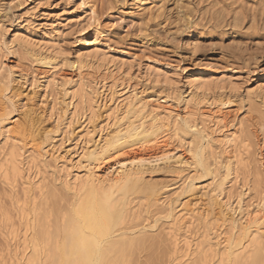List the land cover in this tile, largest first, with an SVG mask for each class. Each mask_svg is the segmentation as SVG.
<instances>
[{
    "label": "rangeland",
    "instance_id": "rangeland-1",
    "mask_svg": "<svg viewBox=\"0 0 264 264\" xmlns=\"http://www.w3.org/2000/svg\"><path fill=\"white\" fill-rule=\"evenodd\" d=\"M163 1L166 2L163 10L151 15L144 8L150 6L151 2L160 5L161 0H0V117L7 112L5 123L10 121L11 126L15 120H21L24 125L27 123L28 133L23 139L25 145H20L23 149L18 161L32 163L34 173L30 178H35V182L43 188L41 192H44L40 193L41 189L37 188L33 193L34 197L25 201L23 189L28 186L22 185L21 179L17 178V182L9 186L10 182H5L0 177V264H10L9 261L5 262L8 256L4 237L15 229L20 233L25 230L19 224L17 206L31 202L26 206L30 219L34 218L33 210H36L41 214L39 217L46 215L47 218L45 215L44 217L49 220V225L54 224L56 219L60 220L63 213L70 209L73 200L58 180L61 174L57 173V167H66L71 175L85 178L88 165L86 154L96 149L97 144V147L99 144L101 146L105 138L116 131L118 125L110 112L117 104L119 111L124 112L122 105L131 94H135L134 97L141 99L140 101L152 103L150 106L154 104L160 107V111L171 120L170 124L178 120V117L182 121L184 118H191L200 130L207 121L205 114L213 113L222 118L223 121L214 127L218 129L212 136L218 159L225 163L226 157L232 155L234 160L240 161V168L238 167L237 184L232 182L222 186L227 182L223 164L213 167L218 173H213L215 176H203L201 171H196L198 166L192 164L193 152H189V147L181 136L166 140L167 146L162 150L168 152V159L156 157L163 152L158 147L153 150V145L130 143L110 149L97 162V173L105 175L118 160L123 161L138 153L139 158L146 160L140 168L143 169V182L155 187L157 198L160 202L163 200L147 211L144 207L147 204L145 197L140 193L130 196L134 209L141 214L135 222L132 219L130 223L128 221L126 229H132L141 223L143 226L156 225V228L155 231H148L150 244L137 248V251L135 249L128 264L194 263L197 253L204 248L206 226L215 224L218 227L221 221L216 222L215 219L222 216L221 212L228 214L221 211V205L212 202V197L219 192L217 186L225 189L226 198L228 195L232 196V209L234 207L236 210L237 206L239 209L240 202L243 209L251 210L253 215L257 211H263L258 216L259 219L263 216L264 0ZM146 2L149 4H145ZM88 21L90 24L87 25ZM93 41L95 44L91 45ZM90 54L104 57V65L92 62L88 57ZM86 55L88 56L85 57ZM121 60L131 63L128 77L124 75L126 72L120 73L117 69ZM148 66L159 70L162 79L164 75L170 77L164 79V82L161 79L157 82V79L147 76ZM203 71L225 77L227 83L225 89L210 93L197 106L189 80ZM103 78L111 83L116 82L118 91H112L113 95L112 92H107L102 83H99ZM83 89L86 92H92L93 89L96 91L95 95L92 94L91 107L86 102L82 104V100L78 98V91ZM73 92L77 98H72ZM122 96H125L124 101H119ZM171 116L177 118L172 119ZM177 120L175 125L179 123L181 126H177L182 128L183 122ZM88 131L91 136L88 137L89 142H85L81 136ZM233 132L241 137L238 142L240 139L246 141L233 147L234 154L231 148L224 154L218 139ZM1 134L2 131L0 156L9 148ZM32 135L39 139L46 151L57 157L59 164L48 156L44 159L37 158L32 151ZM187 135V138L189 135L194 137L195 133L190 131ZM191 136L189 140L193 139ZM203 144L205 143H202V147ZM208 161L212 162L210 158ZM196 172L200 176L196 177ZM192 176L193 179L197 178L194 189L191 182L193 179L190 180ZM50 189L58 190L56 196H51ZM29 196L28 194L27 198ZM258 202L263 204L260 203L258 207ZM162 205L166 209H172L177 216L183 209L195 210L197 214L192 219V225L186 223L187 226L190 225L189 228L186 226L188 232H177L175 239H179L177 241L181 251L176 254L174 239L170 235L173 232H165L171 221L164 218ZM238 209L234 214L237 220L241 216L237 214L241 213ZM11 214L12 222L5 221ZM188 218L190 219L187 217L184 221L189 222L191 219L188 221ZM207 220H211L210 223ZM219 233L222 234L216 242L213 241L215 244L229 239L225 230H219ZM64 236L66 233L63 231L58 236L61 253ZM185 241L190 248L186 247ZM225 245L226 242L219 246L220 249Z\"/></svg>",
    "mask_w": 264,
    "mask_h": 264
},
{
    "label": "bare ground",
    "instance_id": "bare-ground-1",
    "mask_svg": "<svg viewBox=\"0 0 264 264\" xmlns=\"http://www.w3.org/2000/svg\"><path fill=\"white\" fill-rule=\"evenodd\" d=\"M165 3L166 2L163 0H161L160 5L151 2L150 6L146 5L147 7L144 8V10L145 12L152 15L154 12H161ZM145 4L149 3L146 2ZM92 12L94 15L95 12ZM92 17H90L89 21H91ZM89 21L87 22V25L90 24ZM90 44H95V41ZM87 56L88 55L85 57ZM88 57L91 58L92 62L96 61V63H99L98 65L102 66L106 61L104 57H99L92 54H90ZM119 62L121 63L119 64ZM119 62L118 64L120 66L118 65V71H120V73L126 72L124 75L128 77L130 74L129 71H131L132 68L131 63H127L123 60ZM146 71L147 76L152 79H157V82H159L158 80L160 79L163 80L162 82H164V79H167L168 77L167 75L164 77V75L162 79V75L158 72L159 70L153 68V66L151 68L149 67ZM164 74L167 73L164 72ZM208 74L203 71L199 75L192 76L191 80H189L190 87L194 91V97L197 99V101L194 102L197 104V106L201 104L202 99L207 97L210 93H214L215 90L226 88L227 80L225 77L217 76L213 73H210L211 75ZM99 83H102L103 88H105L106 91L110 93L118 89L116 82L111 83L107 78L101 79ZM262 87L264 92V84ZM85 89L78 91V93L80 92V97L78 98L82 100V104L86 102V105L91 107L93 101L92 94H94L96 91L93 89L92 92H86ZM113 92L111 95H113ZM122 94L124 95V92H122ZM132 95L133 94L129 95L130 97L128 98L126 97L127 99H125V103L122 105L124 106V112L119 111L120 107L118 104L116 107H113L114 109L112 108L113 110L110 112V115L115 116L114 119L116 121H114L118 125L116 131L109 138H105L101 146L99 144L97 147V144L96 149H92V151H89L90 153L88 152V154H86L87 152L85 153L87 155L86 157L88 163L86 167L87 173L85 174V178L73 174L75 176L74 177L71 175L72 173L70 174L67 171L66 167L64 169L57 167V173L61 174L59 175L60 178H58V180L65 192L72 197L73 202L70 205V209L67 210V208H65L67 211L64 210L65 212L63 213L61 219H56L52 225H49L50 222L49 220L47 221L45 214L44 215L46 218L43 214V216L39 217L41 214H39L36 210H33L35 211L34 218L30 219V213L26 207L31 202L27 203L25 201L33 196L35 189H41L40 193H42L41 191L43 189L37 184V182H35V178H30L34 173V171L32 173V163L29 164V161H18L22 156L20 152L23 149V147L20 145H25L23 144V139L28 133L26 126L27 123L24 125L21 120H15L14 125L11 126L10 121L6 123L4 122V120L7 121L5 119L8 116L7 112H5L6 115L0 117V125H2L0 126V132L2 131L1 136L9 144L8 151H4L2 156H0V177H2L5 182H10L8 183L10 184L9 186H11V184L13 186V183L17 182V178L18 180L21 179L23 181L21 183L22 185L24 184L28 186L27 189L23 187L25 203H23L21 206H17V212H19V215L16 213L17 217L19 216L18 219H20L21 222H19V224H22L25 230H22L23 233H20L19 230L15 229L16 231L13 230L4 237L7 247L6 255L8 256V260H6V258L4 259L6 260L5 262L9 261L10 264H61V262L65 264H124L126 262V264H128L130 258L133 256V254H135V249L137 251V248H140L147 243L150 244L151 240L148 238V231H155L156 225L149 226V224H147L143 226L141 223L140 225L133 226L132 229H126V224L128 221L130 223L131 219L133 221L137 220V218H140L139 216L141 214L140 211L134 209L135 206H133V200H130V196L140 193L143 197H145L147 204L144 205V207L147 208V211L149 208L157 206L158 202H160L159 198H157L158 192H155V187L143 182V169L140 170V168L143 167L142 164H144L146 160L144 158H139L137 155L138 153H134L127 157V159H123V161L118 160L115 166H112L110 169H108L110 171L107 174L101 175L96 172V168H98L97 162L100 161L110 149L115 148L118 145L130 143L134 145L135 143H140L142 146L153 145V150H155L154 148L157 149L158 147V150L161 149L163 152L162 155H157L156 157L168 159V157H170L167 156L169 155L168 152H164L162 150L167 146L166 140L181 136V138H183V140L186 142V146L189 147V152H193L191 153L194 155V157L192 156L194 158L193 161L191 160L192 164L195 165V167L198 166L199 168L198 170L194 168V170L201 171L203 176L208 174L215 176L213 173L217 172L214 171L213 167L216 168L218 165L223 164L222 166L226 172L225 177L227 182L222 184V186L232 182H236L234 184H237V180L239 178L238 167L240 161L236 158V160H234V158L231 157L232 155H230L226 157L225 163H221L218 159V153L213 143L214 139L212 136L215 134V132H217L216 130L218 129H215L214 127L218 126L221 121H223L222 118L214 116L213 113L212 115L205 114L204 116L207 118V121L206 123L204 122L205 125L203 123L204 127L198 130V125L194 122L195 120L193 121L191 118H184L182 121L181 119L179 120L180 117H178V120L183 122L182 128H179L177 126L179 123L177 125L174 123L177 119L175 121L173 120V124H170L171 120H169L168 117L166 118L165 114L160 111V107L156 105L154 106V104L153 106H150L152 103L150 104L149 102V105L147 104L148 101H140L141 99H138L136 96L134 97L135 94L133 96ZM72 98H77L75 92H73ZM124 98L125 96L119 101H124ZM163 102L165 101L163 100ZM93 114H95V112L92 113V115ZM110 115L109 117H111ZM175 117H172V119ZM190 131H194L195 133L194 137L189 135V138L190 136L191 139L193 138L192 140L187 138V134H189ZM90 133L91 132L88 131L85 135L81 136L85 142H87V140L89 142L88 137ZM239 137L240 136H238L237 132H233L225 134L222 138L218 139V144H220V149L224 150V154L228 153V149L230 148L232 150L231 152L234 154L233 147H237L239 143H244L246 141L245 139H240V142H238ZM183 140L182 142H184ZM31 141L33 146L32 151L36 154L37 158L44 159L48 156L49 159H53L55 162H58L56 160L57 157H55L53 153L50 154L48 151H46L42 143L37 137H35V135H32ZM182 142L180 144H182ZM203 142L205 143V145L203 144L204 147H202ZM149 148L150 147H148V149ZM209 158L212 160V162L208 161ZM5 162H9L11 165H8L9 163L4 164ZM57 164H59V162ZM192 164L190 166H192ZM262 167H264V164H262ZM196 174L197 176L194 174L196 177L200 176L197 172ZM193 177L194 176H192V178L189 177L190 180L193 179ZM196 179L197 178H194L191 181L194 185L193 189L195 188V183H197ZM222 186H217L219 192L215 193V195L212 197V202L221 205V211H226L228 214L221 212L220 214L222 216H219L216 219L213 217L216 222L221 221V224L218 225V227H215V224H208L206 226L204 234L206 241L204 242L205 244L203 243L204 248H202L200 251L198 250V257H196V259L193 261L194 263L192 264H264V214H262L263 218L261 216V219L258 218V216L261 215L263 211L261 213L257 211L253 215L251 210L243 209V206L239 202V209L237 205V208H235L236 210H240L239 212L241 213L237 214H241V216L240 219L237 220V217L234 215L236 210L234 207L233 209L231 207L232 196L229 197L228 195L226 198V191L225 189H221ZM244 187L245 185H243L242 188ZM56 191L58 190L50 189L49 193L51 196H56ZM28 194L30 196L27 198ZM33 202H35V199ZM261 202H264V200H261ZM261 202H258V207H260ZM38 209L41 210V208ZM180 211H182V213L179 216L174 215L177 213H174L172 209H166V206H163V210L161 211L162 214L165 215L164 218L169 220V222L171 221V224L168 225V231L165 232H173L172 234H169L172 235L174 239L175 254L180 250L178 243L179 239H175V237L177 238L178 236L177 232H188L187 228H189L190 225L187 226L186 223H191L192 225L194 223V220L192 219H194L197 215L195 214V210L186 211L183 209ZM9 216H7V218L5 217V221L12 222V214L11 217ZM187 217H190L192 222L189 218V222L184 221L187 220ZM208 221L209 220H207V222ZM219 230L220 232H224L225 230V233L229 235V239L224 241L227 243V245H225L222 250L219 246L224 244V242L216 244L213 243V241L216 242V240H218L222 234L219 233ZM17 231L20 233V235ZM61 231H63L64 234L66 233V236H64L65 239L62 247V253L60 249L61 245L58 242V236ZM156 237L154 238L156 239ZM159 237L161 236L159 235ZM154 238H152V240ZM186 242L187 241H185V245L187 247L189 246V243Z\"/></svg>",
    "mask_w": 264,
    "mask_h": 264
}]
</instances>
